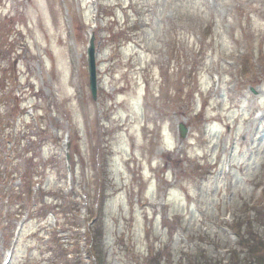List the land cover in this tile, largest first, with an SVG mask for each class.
<instances>
[{"label":"rangeland","instance_id":"1","mask_svg":"<svg viewBox=\"0 0 264 264\" xmlns=\"http://www.w3.org/2000/svg\"><path fill=\"white\" fill-rule=\"evenodd\" d=\"M97 4L0 0V258L23 222L11 264H71L102 194L91 264H250L229 227L264 240V0Z\"/></svg>","mask_w":264,"mask_h":264},{"label":"trees","instance_id":"2","mask_svg":"<svg viewBox=\"0 0 264 264\" xmlns=\"http://www.w3.org/2000/svg\"><path fill=\"white\" fill-rule=\"evenodd\" d=\"M93 236L96 241H99V239L102 238L101 227H98L93 231ZM242 246L247 249L248 248L256 249L255 253L252 250H250L251 252L248 251L249 256H251V257H247V258H251L250 264H264V241L254 244L252 235L249 232L247 235L243 237ZM239 261H241V259H239Z\"/></svg>","mask_w":264,"mask_h":264},{"label":"water","instance_id":"3","mask_svg":"<svg viewBox=\"0 0 264 264\" xmlns=\"http://www.w3.org/2000/svg\"><path fill=\"white\" fill-rule=\"evenodd\" d=\"M93 82H92V86H93V90L95 92V81H94V75L92 76Z\"/></svg>","mask_w":264,"mask_h":264}]
</instances>
